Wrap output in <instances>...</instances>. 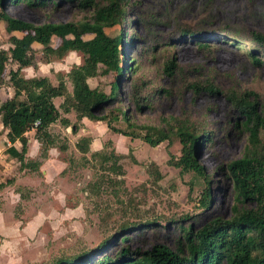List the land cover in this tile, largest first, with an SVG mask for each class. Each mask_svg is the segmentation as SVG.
<instances>
[{
	"label": "rangeland",
	"instance_id": "rangeland-1",
	"mask_svg": "<svg viewBox=\"0 0 264 264\" xmlns=\"http://www.w3.org/2000/svg\"><path fill=\"white\" fill-rule=\"evenodd\" d=\"M3 10L11 18L35 26L81 21L90 15V10L68 1L48 2L42 7L8 3ZM125 16L126 37L137 38L125 47L132 67L118 83L116 99L105 111L125 109L135 124L160 125L162 118L186 116L196 127L210 131V141L196 157L211 178L208 205L200 202L203 180L167 162L170 155L180 154L177 140L152 147L139 137L109 129L104 121L82 118L76 122L73 113L58 109L69 125L57 120L49 130L57 146H65L64 151L50 147L45 158L39 156L33 129L24 135L29 142L25 160L38 161L37 169H18L8 146L1 150L5 157L0 161V182L4 183L0 189V231L6 232L8 239L0 236V264H50L55 257L81 248L92 250L119 224L138 220L143 224L119 234H126L130 249L149 250L159 243L175 250L181 243L178 224L198 228L212 218L231 216L233 195L224 166L240 156L246 133L234 126L237 116L222 92L252 90L264 113V47L250 39L253 32L264 35V0H126ZM119 27L105 32L113 35ZM11 35L19 37L20 32H6L0 21V49L6 52L0 100L13 95L6 75L20 58L9 41ZM253 50L261 60L258 64L250 60ZM41 54L38 44H33L31 65L21 69L23 76H46L55 84L58 73L70 91L65 74L80 63V54L68 51L60 59L51 57L48 63ZM167 60L178 67L173 76L163 71ZM100 70L87 83L108 93L116 73ZM189 82L211 83L222 92L200 90L194 94L186 87ZM133 85L147 101L140 111L131 103ZM60 101L53 99L56 107ZM113 125L124 129L120 121ZM82 136L90 138L85 154L75 147ZM6 141L0 129V148ZM102 148L123 154L117 160L120 173L104 170L90 157V152ZM100 178L105 181L96 186ZM171 220L176 223H168Z\"/></svg>",
	"mask_w": 264,
	"mask_h": 264
},
{
	"label": "trees",
	"instance_id": "trees-1",
	"mask_svg": "<svg viewBox=\"0 0 264 264\" xmlns=\"http://www.w3.org/2000/svg\"><path fill=\"white\" fill-rule=\"evenodd\" d=\"M61 1L74 2L78 8L90 10L89 17L81 21L35 26L11 18L3 10L8 3L23 2L28 6L42 7L48 2L56 4ZM125 15L126 0H0V21L4 23L5 31L20 32L19 37L9 36L13 50L20 55L16 68L6 75L13 95L0 101L1 130L11 144L7 151L17 159L18 169H37L38 161L25 160L27 142L24 135L32 129L40 145L39 156L45 158L50 147L64 151L65 146H57L55 136L49 130L57 120L64 126L69 125L68 119L62 117L58 109L73 113L76 122L82 118L104 121L109 129L131 138L139 137L152 147L162 141L170 143L177 140L180 154L177 157L170 155L167 162L179 171L193 172L203 180L200 202L205 207L210 201L211 178L196 157L201 147L210 141V131L196 127L186 116L162 118L160 125L135 124L125 109L115 107L105 111L116 99L118 83L132 67L129 64L132 58H127L125 47L137 38L133 35L126 37L127 32L123 28ZM115 26H120L117 33L109 35L105 32L106 28ZM250 39L258 47H264V35L253 32ZM33 44H38L44 63H48L51 57L60 59L68 51L80 54V63L73 64L65 74L70 91L64 77L58 73L55 84L46 76H23L21 69L31 65ZM249 55L253 64L260 63L254 50ZM5 61L6 52L0 49V82ZM100 67V73H116L108 93L98 87L91 88L87 83L88 78L98 74ZM177 70L173 60L166 61L163 71L167 75L173 76ZM186 87L194 94L200 90L208 93L220 91L211 83L189 82ZM138 92L133 85L131 103L135 110L140 111L147 106V101ZM222 93L237 116L234 126L246 133L240 156L224 166L233 195L232 214L228 219L215 217L198 228L178 224L181 243L175 250L159 243L149 250L130 249L126 234L121 237L119 234L143 222L121 223L113 234L107 236V240L92 250L81 248L55 257L50 264H264V113L258 95L252 90L231 88ZM54 98H61L57 107L53 103ZM119 121L124 123V129L113 125ZM71 127L75 128L76 124ZM15 141L20 142L18 150L12 145ZM89 141L88 136L80 137L75 143L76 149L82 154L89 152ZM90 157L98 160L104 170L114 174L121 172L117 160L123 154H116L113 149L90 152ZM150 165L154 170L155 165ZM100 179L96 186L105 181ZM3 186L4 183L0 182V189ZM168 223H174V220Z\"/></svg>",
	"mask_w": 264,
	"mask_h": 264
},
{
	"label": "crops",
	"instance_id": "crops-1",
	"mask_svg": "<svg viewBox=\"0 0 264 264\" xmlns=\"http://www.w3.org/2000/svg\"><path fill=\"white\" fill-rule=\"evenodd\" d=\"M4 97H6V96H4ZM3 99V98H2ZM1 99V100H2ZM0 100V101H1ZM0 129H1V126H0ZM27 133V132H26ZM6 137V136H5ZM11 144H10V142L9 141H6V143L4 142L3 143V148H0V161H1V159H2V157H5L4 155L5 154H2V152H1V150H3L5 147H7V146H10ZM17 150L19 149V147H20V145H19V143H18V141H15L13 144H12ZM27 147H29V142H27ZM27 151H28V148H27ZM26 156H27V152H26ZM0 215H2L1 213H0ZM2 218V216H0V219ZM9 222V221H8ZM11 222V221H10ZM0 236H2V238H4V241L5 240H7L8 239V237L6 236V232H4L3 230H2V232L0 231Z\"/></svg>",
	"mask_w": 264,
	"mask_h": 264
}]
</instances>
